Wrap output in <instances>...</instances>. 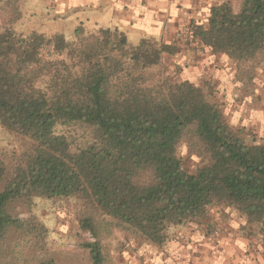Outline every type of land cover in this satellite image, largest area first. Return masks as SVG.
<instances>
[{"label": "trees", "instance_id": "obj_1", "mask_svg": "<svg viewBox=\"0 0 264 264\" xmlns=\"http://www.w3.org/2000/svg\"><path fill=\"white\" fill-rule=\"evenodd\" d=\"M190 28L240 68L264 59V0H242L238 11L220 3ZM176 52L152 39L132 46L118 30L79 29L72 41L21 34L0 14V125L31 142L14 158L0 153V264L42 247L45 226L15 210L35 198L85 200L91 264H106L102 234L111 227L162 245L169 229L215 203L264 221V145L245 144L207 86L151 72ZM188 131L209 160L194 173L178 154Z\"/></svg>", "mask_w": 264, "mask_h": 264}, {"label": "rangeland", "instance_id": "obj_2", "mask_svg": "<svg viewBox=\"0 0 264 264\" xmlns=\"http://www.w3.org/2000/svg\"><path fill=\"white\" fill-rule=\"evenodd\" d=\"M226 2L238 11L242 0ZM193 26L201 25L194 23ZM190 27L184 28L191 32ZM179 40L181 47H175L179 55L165 54L160 65L151 72L176 83L189 81L207 86L211 100L220 107L225 121L245 144L264 145V59L240 68L227 56L205 49L196 39L195 46L186 44L181 36ZM207 52L213 55L214 61L210 66L204 65V70L187 63L188 56L195 61ZM30 147V140L0 125V153L5 157L14 158ZM178 154L191 173L209 164L193 131L185 133L179 141ZM86 207L85 200L79 197L35 198L30 209L18 206L15 210L20 218L34 216L46 228L42 247L34 249L27 245L21 264L50 261L91 264L89 252L82 244L94 242V238L80 228ZM16 242L15 238L11 241ZM102 244L106 264H264V221L248 223L236 208L215 203L207 208L204 216L169 229L162 245H154L114 227L102 234Z\"/></svg>", "mask_w": 264, "mask_h": 264}, {"label": "crops", "instance_id": "obj_3", "mask_svg": "<svg viewBox=\"0 0 264 264\" xmlns=\"http://www.w3.org/2000/svg\"><path fill=\"white\" fill-rule=\"evenodd\" d=\"M226 1L0 0V14L15 20V30L23 34H62L71 40L79 29L86 33L118 30L132 46L152 39L175 48L181 47L179 34L185 26L203 25L210 9ZM212 57L208 52L195 61L188 56L187 63L204 70V65H212Z\"/></svg>", "mask_w": 264, "mask_h": 264}, {"label": "built area", "instance_id": "obj_4", "mask_svg": "<svg viewBox=\"0 0 264 264\" xmlns=\"http://www.w3.org/2000/svg\"><path fill=\"white\" fill-rule=\"evenodd\" d=\"M182 40L188 45H196L197 43L194 40V37L190 31L187 32L186 28H184L180 34Z\"/></svg>", "mask_w": 264, "mask_h": 264}]
</instances>
